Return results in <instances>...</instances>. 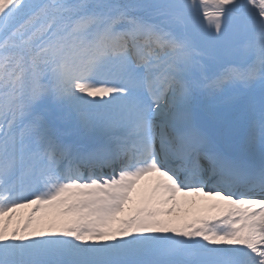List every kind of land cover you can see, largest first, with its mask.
<instances>
[{
  "label": "snow or ice",
  "instance_id": "snow-or-ice-1",
  "mask_svg": "<svg viewBox=\"0 0 264 264\" xmlns=\"http://www.w3.org/2000/svg\"><path fill=\"white\" fill-rule=\"evenodd\" d=\"M0 264H264V0H0Z\"/></svg>",
  "mask_w": 264,
  "mask_h": 264
},
{
  "label": "bare ground",
  "instance_id": "bare-ground-1",
  "mask_svg": "<svg viewBox=\"0 0 264 264\" xmlns=\"http://www.w3.org/2000/svg\"><path fill=\"white\" fill-rule=\"evenodd\" d=\"M142 184H143V182H141ZM136 195V193H134V196ZM197 199H199V198H197ZM187 207H191V205H188ZM27 211V210H26Z\"/></svg>",
  "mask_w": 264,
  "mask_h": 264
},
{
  "label": "rangeland",
  "instance_id": "rangeland-1",
  "mask_svg": "<svg viewBox=\"0 0 264 264\" xmlns=\"http://www.w3.org/2000/svg\"><path fill=\"white\" fill-rule=\"evenodd\" d=\"M22 211L26 212V209L25 210H22Z\"/></svg>",
  "mask_w": 264,
  "mask_h": 264
}]
</instances>
